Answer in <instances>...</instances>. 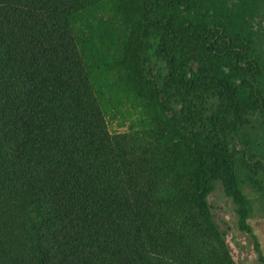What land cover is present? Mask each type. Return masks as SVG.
Wrapping results in <instances>:
<instances>
[{
  "label": "trees",
  "instance_id": "trees-1",
  "mask_svg": "<svg viewBox=\"0 0 264 264\" xmlns=\"http://www.w3.org/2000/svg\"><path fill=\"white\" fill-rule=\"evenodd\" d=\"M217 185L264 264V0H0V264H238Z\"/></svg>",
  "mask_w": 264,
  "mask_h": 264
},
{
  "label": "rangeland",
  "instance_id": "rangeland-1",
  "mask_svg": "<svg viewBox=\"0 0 264 264\" xmlns=\"http://www.w3.org/2000/svg\"><path fill=\"white\" fill-rule=\"evenodd\" d=\"M117 120H112L111 129L120 131L124 127L121 128L117 126ZM211 203L217 209V221L223 224V227L227 229L225 239L231 248L234 260L237 261L238 264H260L253 247L252 238L247 233L235 227V206L233 202L220 191L219 185H217V188L213 192ZM261 205L260 201H258L257 205H255L257 213L254 212L248 219V222L257 237L262 254L264 255V212L261 215L263 209Z\"/></svg>",
  "mask_w": 264,
  "mask_h": 264
}]
</instances>
